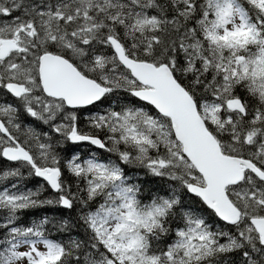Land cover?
<instances>
[{
	"label": "snow or ice",
	"instance_id": "snow-or-ice-1",
	"mask_svg": "<svg viewBox=\"0 0 264 264\" xmlns=\"http://www.w3.org/2000/svg\"><path fill=\"white\" fill-rule=\"evenodd\" d=\"M0 264H264V0H0Z\"/></svg>",
	"mask_w": 264,
	"mask_h": 264
}]
</instances>
